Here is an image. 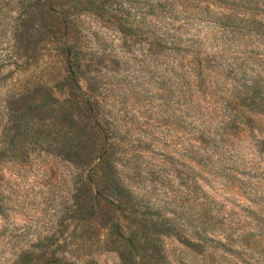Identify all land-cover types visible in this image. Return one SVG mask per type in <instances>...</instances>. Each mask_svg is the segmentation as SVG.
<instances>
[{"label": "rangeland", "instance_id": "374dc122", "mask_svg": "<svg viewBox=\"0 0 264 264\" xmlns=\"http://www.w3.org/2000/svg\"><path fill=\"white\" fill-rule=\"evenodd\" d=\"M163 2L0 0V102L12 101L19 156L0 163V264H264V100L237 94L264 66V0ZM68 46L117 165L97 180L92 212L86 173L64 150L21 143L14 126L27 111L22 127L91 146ZM206 64L227 74L215 104L187 92V71ZM241 113L251 128L236 123L227 136Z\"/></svg>", "mask_w": 264, "mask_h": 264}, {"label": "trees", "instance_id": "16d2710c", "mask_svg": "<svg viewBox=\"0 0 264 264\" xmlns=\"http://www.w3.org/2000/svg\"><path fill=\"white\" fill-rule=\"evenodd\" d=\"M20 3H27L29 0H17ZM39 1V0H38ZM163 1V0H162ZM165 1V0H164ZM228 1V0H227ZM161 4H170L168 0ZM44 5L49 9L51 6L49 2L44 3ZM57 13V12H56ZM24 21V18H22ZM227 26L231 32H234L235 28L234 21L230 23L227 22ZM226 27V26H225ZM251 28H247L246 31H250ZM163 41V40H162ZM163 43V42H162ZM72 46H68L65 50V67H66V78L69 88L71 89V93L77 98V101L82 106V110L87 113V115L94 119L93 125L88 132L89 138L87 141L91 144L90 147L84 146V142L82 141V134H74L73 132L70 134H64L63 136H57L55 134H50L42 129L32 130L31 128H24L21 126V121L24 116L27 115V111L22 115H18L16 117V138H22L21 143H32L34 145H51L55 146L57 149L64 150L63 160L69 164L71 168H74V174L78 172L82 174L86 173L88 176L87 185H85L86 189L89 190L87 192V210L93 211L95 206H99V196L100 189H97L99 183H97L98 179L101 180V184L105 185L111 179L106 180V177L110 178L111 176H116V172L114 171L117 167L115 162L112 160V152H110L112 144L109 142L111 140L110 133L108 130H104L101 126V122L99 121L98 115V103L90 101L89 98L85 97V94L81 91L80 86L77 82V68L78 61L76 56L71 53ZM12 51V44H11ZM12 56V52H11ZM223 58V54L220 57H217V62H220ZM216 62V61H214ZM262 68H258L256 73L251 77L250 84H238L237 94L240 96L261 98L264 100V66ZM235 71V75L238 73L244 74L246 69L244 67L231 68ZM224 69L220 68V66H210L206 64L204 66L194 67L187 71L186 78L188 79L187 83V92L190 97H193V94H201L203 96H209L210 102L215 104L218 100H221V96H223V89L226 86V75L224 74ZM232 94H229L233 97L234 93H236V88H232ZM193 100V98L191 99ZM220 104V103H219ZM31 110H28V112ZM250 111V110H249ZM253 112H249L248 114H252ZM263 113V112H262ZM242 115L238 117H234L233 119L229 118L231 123L230 126L223 128L225 134L230 136L228 132L233 129L234 124H241L242 126H249V118L241 113ZM256 115H261L259 112ZM248 116V115H247ZM238 120H241L239 122ZM211 121V120H210ZM244 121V122H243ZM12 101L6 100L4 102H0V163L3 162H12V157H16L19 159L17 146L15 143V147H13V138H12ZM22 128V129H21ZM257 141H260L259 138ZM87 149H89L90 153L87 154ZM16 155V156H14ZM194 160L201 162L203 159V154L200 151H196L193 153ZM122 165H120L121 167ZM79 182L82 181V177H77ZM78 182V183H79ZM105 182V183H103ZM93 185L94 188H90ZM109 189V188H106ZM76 192L81 191L80 188H75ZM74 198V196H72ZM106 201V200H105ZM108 203H111L107 200ZM0 202V206H1ZM79 205V203H78ZM111 230L120 236L119 225L111 222ZM129 239V238H128ZM130 244H136L134 240L131 241ZM54 262L46 261L44 264H55ZM59 263V262H57Z\"/></svg>", "mask_w": 264, "mask_h": 264}]
</instances>
